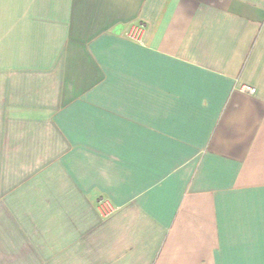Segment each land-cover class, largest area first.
I'll return each instance as SVG.
<instances>
[{"label":"crops","instance_id":"obj_1","mask_svg":"<svg viewBox=\"0 0 264 264\" xmlns=\"http://www.w3.org/2000/svg\"><path fill=\"white\" fill-rule=\"evenodd\" d=\"M0 264H264V0H0Z\"/></svg>","mask_w":264,"mask_h":264},{"label":"built area","instance_id":"obj_2","mask_svg":"<svg viewBox=\"0 0 264 264\" xmlns=\"http://www.w3.org/2000/svg\"><path fill=\"white\" fill-rule=\"evenodd\" d=\"M144 35V27L142 25H135L131 27V29L128 31V38L140 42ZM245 92L255 94L256 88L249 87V86H243L242 87ZM99 210L103 216H108L110 213H112L113 209L108 206V203L106 201H100L99 202Z\"/></svg>","mask_w":264,"mask_h":264}]
</instances>
